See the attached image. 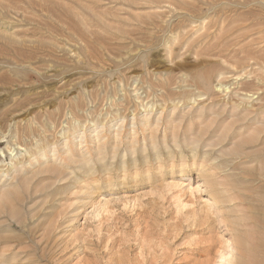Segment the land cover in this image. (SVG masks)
Returning a JSON list of instances; mask_svg holds the SVG:
<instances>
[{"label":"rangeland","instance_id":"1","mask_svg":"<svg viewBox=\"0 0 264 264\" xmlns=\"http://www.w3.org/2000/svg\"><path fill=\"white\" fill-rule=\"evenodd\" d=\"M0 264H264V0H0Z\"/></svg>","mask_w":264,"mask_h":264},{"label":"bare ground","instance_id":"2","mask_svg":"<svg viewBox=\"0 0 264 264\" xmlns=\"http://www.w3.org/2000/svg\"><path fill=\"white\" fill-rule=\"evenodd\" d=\"M243 263V262H242Z\"/></svg>","mask_w":264,"mask_h":264}]
</instances>
